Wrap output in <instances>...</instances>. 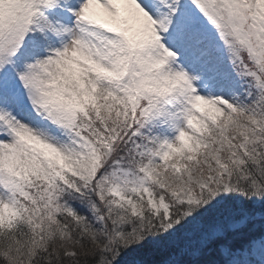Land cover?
I'll return each mask as SVG.
<instances>
[{
  "label": "snow or ice",
  "instance_id": "obj_1",
  "mask_svg": "<svg viewBox=\"0 0 264 264\" xmlns=\"http://www.w3.org/2000/svg\"><path fill=\"white\" fill-rule=\"evenodd\" d=\"M0 264H264V0H0Z\"/></svg>",
  "mask_w": 264,
  "mask_h": 264
}]
</instances>
